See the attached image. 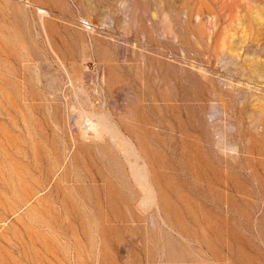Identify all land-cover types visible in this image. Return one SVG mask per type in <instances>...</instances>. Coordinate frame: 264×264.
<instances>
[{
	"label": "rangeland",
	"instance_id": "1",
	"mask_svg": "<svg viewBox=\"0 0 264 264\" xmlns=\"http://www.w3.org/2000/svg\"><path fill=\"white\" fill-rule=\"evenodd\" d=\"M0 264H264V0H0Z\"/></svg>",
	"mask_w": 264,
	"mask_h": 264
}]
</instances>
